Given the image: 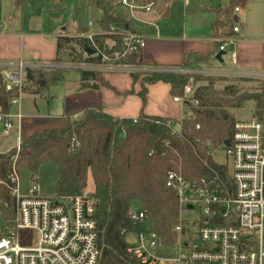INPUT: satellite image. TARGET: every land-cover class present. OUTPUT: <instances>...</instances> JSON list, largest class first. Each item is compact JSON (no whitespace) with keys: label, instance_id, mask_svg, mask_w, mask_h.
I'll return each mask as SVG.
<instances>
[{"label":"trees","instance_id":"obj_1","mask_svg":"<svg viewBox=\"0 0 264 264\" xmlns=\"http://www.w3.org/2000/svg\"><path fill=\"white\" fill-rule=\"evenodd\" d=\"M101 1L94 0V3L99 5ZM150 1L158 4L176 0ZM14 3L19 8L22 0H14ZM235 7V3L226 7L225 14ZM107 18L104 21L106 24L118 22L110 15ZM225 27L226 24L219 21L214 24L215 31ZM85 45V40L59 38L55 63H98V59L85 55ZM139 55L131 54L122 63L139 65ZM65 59L68 61L65 62ZM208 61V57L191 54L186 56L181 66L172 70L198 69ZM98 74L81 71V87L87 88L89 81L104 84ZM131 77L137 81L139 74L131 73ZM60 78L61 69H26L24 85L31 84L34 90H40L58 83ZM250 80L253 79L172 71L150 72L141 81L142 99L146 85L167 83L171 87V96L175 97L182 96L185 85L191 82V98L198 105L193 107L187 103L186 111L178 122L144 114L137 119H119L101 111L87 110L66 129L33 133L28 140L20 143L19 151L12 147L0 153V212L5 224H10L15 212L7 181L13 158L17 169L24 168L30 172L33 183L39 167L53 162L58 168L57 197L82 195L87 188L88 177L93 181L90 195L96 202L100 252L97 264H140L128 252L126 240V233L133 228L128 218L132 206H139L147 213L150 227L161 245L168 246L174 242L172 230L179 212L174 193L165 186L166 171L173 170L189 180L212 181L218 191L230 188L227 167L215 164L209 153L230 143L236 121L233 109H240L245 102L254 99L257 108L255 117L260 115L263 95L254 90L247 91L246 84ZM257 81L254 88L261 90L260 80ZM221 82L235 84L218 87ZM16 96V90L6 92L0 88V109L7 112L10 99ZM167 122L177 124L179 132L173 134Z\"/></svg>","mask_w":264,"mask_h":264},{"label":"built area","instance_id":"obj_2","mask_svg":"<svg viewBox=\"0 0 264 264\" xmlns=\"http://www.w3.org/2000/svg\"><path fill=\"white\" fill-rule=\"evenodd\" d=\"M110 3L126 9L131 19L136 18V12H150L155 7L150 0H111ZM233 11L237 13L239 6ZM88 25L91 27L92 22ZM238 31L237 25L232 26L233 33ZM106 34L108 37L104 45H100L90 32L79 37L86 41L85 49H91V56L99 62L74 67L125 71L127 69L121 63L131 54L141 53L146 46L143 35L123 26L110 25ZM213 41L218 44V52L233 44L229 38L217 37ZM230 60L234 62V53L230 55ZM29 68L31 66L21 62L0 65V88L18 93L10 99L9 106L20 105L25 70ZM172 72L227 74L211 69ZM253 77L260 78L263 95L260 115L247 121H235L230 143L209 153L212 157L215 151L223 149L230 159V167H227L230 188L218 191L212 181L189 180L173 170L166 171L165 186L174 193L179 212L172 230L174 242L168 246L161 245L150 227L147 213L139 206H132L128 218L133 228L126 233V239L134 236V241L128 243V252L140 264H264V76ZM192 93L193 85L188 82L182 96H176L174 101L196 107L198 102L191 98ZM21 119L20 112L11 115L0 109V137H9L13 130L19 133ZM167 125L173 134L179 132V126L175 128L170 122ZM13 147L19 151L18 136ZM7 181L15 212L0 237V264L98 263L96 202L90 194L51 198L40 195L35 183L22 193L15 157ZM188 214L196 216L184 218ZM170 248L173 255L168 258L161 259L155 255L157 250Z\"/></svg>","mask_w":264,"mask_h":264},{"label":"crops","instance_id":"obj_3","mask_svg":"<svg viewBox=\"0 0 264 264\" xmlns=\"http://www.w3.org/2000/svg\"><path fill=\"white\" fill-rule=\"evenodd\" d=\"M110 1L102 0L99 5H95L94 0H22L21 6L17 8L14 0H0V65L21 62L31 66L29 69L32 70L65 69L66 67L60 66L62 64L55 63L59 38L84 40L79 37L90 32L100 45H104L110 25L123 26L146 38V46L139 55L141 63H121L127 69L125 71L67 67L80 71L73 89L61 102L56 103L58 112L52 110L51 114L47 112L46 115L35 114L21 119L19 133L16 130L11 132L15 137V144L17 136L22 143L35 132L66 129L87 110L101 111L119 119H137L140 114H144L180 121L186 106L174 101L176 96H171L170 85L164 82L146 85V93L142 99L141 81L150 72L174 71L172 68L181 66L187 55L209 58L207 64L199 66L198 69L201 70L214 68L211 70L241 77L264 76L262 0H176L155 4L150 12H136L135 19L129 17L126 9L113 5ZM232 3L239 6V11L234 13L229 9L226 15L225 9ZM60 5L65 7L63 11L66 12L60 10ZM219 10L222 12L219 13ZM58 11L63 14L59 16ZM108 15L118 22L106 24L104 21L108 20ZM217 21L226 24V27L215 31L214 24ZM89 22H92L91 27ZM234 25L239 27L238 33L232 32ZM217 37L233 40V44L223 51L224 55L228 51L230 55L235 54L234 62L230 60L232 70H215L214 64L219 63L215 59L218 44L213 39ZM85 55L88 56L86 53ZM78 64L85 66L90 63L74 65ZM81 71L98 72L104 84L89 81L86 83L89 85L87 88L81 87ZM131 73L139 74L137 81H133ZM91 85L97 86L89 88ZM52 104L48 103L47 107L50 105L52 108ZM7 111L11 115L18 112L21 114L20 105L9 106ZM14 123L17 124L16 121ZM89 184L92 185L89 188L91 193L93 181L90 176L87 181V185ZM39 194L42 195L40 192Z\"/></svg>","mask_w":264,"mask_h":264},{"label":"rangeland","instance_id":"obj_4","mask_svg":"<svg viewBox=\"0 0 264 264\" xmlns=\"http://www.w3.org/2000/svg\"><path fill=\"white\" fill-rule=\"evenodd\" d=\"M66 4L68 3L66 2ZM60 7H61L60 8L61 11L65 9L64 6L62 7V5H60ZM61 11H58L59 16H61L63 12H66V11H63V12ZM223 60L224 62L222 64H219V63L214 64L215 70L217 69L222 70V71L232 70L233 66L230 61V51H228L226 55L223 56ZM67 61L68 60L65 59V62ZM60 66L66 67V68L61 69V78L58 83L48 85L46 88L40 89V90H34L31 84L24 85V87L22 88V94L20 95V111L23 116L22 119H25L26 116H32L35 114L46 115L47 112L51 114L53 112L52 110H54L55 112H58V107H56V103L61 102L64 96L71 89H73V83L77 79L78 71H80L76 69L67 68V67L74 66V64H71V63H65ZM211 69H214V68H211ZM98 75L100 76L101 74H98ZM212 76H223V77H229V78L241 77V76L233 75V74H225V75L212 74ZM245 78L253 79L247 82L246 84V88L248 89L247 91L251 90L252 92L254 90V92L256 93L261 92L262 94V91L260 89L258 90L254 88L256 87L258 83L257 81L258 77L256 78V77L250 76V77H245ZM231 84H235V83L234 82L233 83L232 82H221V83H218L217 86L223 87L224 85H231ZM28 87L30 90L25 91L24 89ZM48 103L50 105L51 103H53L52 105L54 106L52 108H50V105L49 107H47ZM12 109L14 108L12 107ZM256 109H257L256 102L254 99H251L245 102L240 109H233L232 113L236 121H247L252 118H255L256 111H257ZM172 126L175 128L178 127V125L175 123H173ZM14 145H15L14 135H11L8 138L0 137V153L7 152ZM214 150L215 149H213V151ZM211 158L215 164L230 167V159L225 155V152L223 149L215 151L212 154ZM18 175H19V180H20V189H21V192L24 193L26 189L33 184L31 176H30V172L24 168L18 169ZM57 179H58L57 166L53 162H48L39 167L37 178L34 183L35 185L39 187V192L42 195L51 197V198H58L56 196V191H55V184H56ZM91 186L90 184L87 185L86 190L82 194L83 195L89 194L90 193L89 188ZM10 211L11 213L13 212V207H11ZM195 214L197 213L195 212ZM195 216L196 215L194 214H188V215H184V218L191 219V218H194ZM13 217H14V213H13ZM5 226L6 224L4 222L3 214L0 212V237L3 236L4 234ZM126 240L128 243H132L134 241V236L130 235ZM155 255L161 259H165V258H168V256L170 257L173 255V250L172 248L167 249V250H157L155 252ZM161 264H164V263H161Z\"/></svg>","mask_w":264,"mask_h":264},{"label":"water","instance_id":"obj_5","mask_svg":"<svg viewBox=\"0 0 264 264\" xmlns=\"http://www.w3.org/2000/svg\"><path fill=\"white\" fill-rule=\"evenodd\" d=\"M85 52L87 53V55L88 56H91V55H93V51L91 50V49H85ZM224 55V52H218L217 54H216V56H215V59L217 60V61H219V63H222L223 62V60H222V56Z\"/></svg>","mask_w":264,"mask_h":264}]
</instances>
